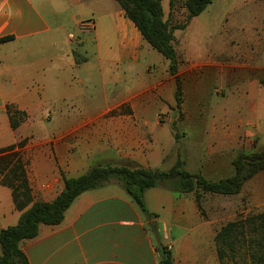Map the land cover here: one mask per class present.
<instances>
[{"label": "crops", "instance_id": "0c3cea01", "mask_svg": "<svg viewBox=\"0 0 264 264\" xmlns=\"http://www.w3.org/2000/svg\"><path fill=\"white\" fill-rule=\"evenodd\" d=\"M252 1L248 10L227 18L211 42L218 55L235 63L261 55L255 69L264 73V0ZM7 37L12 39L0 42V150L17 146L36 201H54L64 189L63 175L76 178L96 164L161 170L175 164L163 142L174 147L175 140H25L30 122L48 115L59 129L92 126L110 136L115 130L156 129L158 113L171 111L176 77L169 73L170 62L144 40L116 0H0V39ZM226 62L215 65L223 70ZM205 63L186 49L184 72ZM239 65L230 69L250 67ZM222 75L229 99L213 108L214 143L194 171L217 180L233 174L240 151L264 150V74L245 81ZM8 106L27 115L16 130ZM188 153H183L187 166ZM246 186L251 187L247 213H263L264 171ZM221 196L203 195L200 208L194 194L161 185L145 193L147 209L156 215L148 219L114 182L81 194L60 225H41L37 237L20 248L30 264H159L153 227L162 231L174 264H222L216 244L223 227ZM20 215L11 189L0 185V230L16 225ZM248 227L254 225L245 226L242 256L252 264ZM228 253L225 263L239 264L237 252Z\"/></svg>", "mask_w": 264, "mask_h": 264}, {"label": "trees", "instance_id": "16d2710c", "mask_svg": "<svg viewBox=\"0 0 264 264\" xmlns=\"http://www.w3.org/2000/svg\"><path fill=\"white\" fill-rule=\"evenodd\" d=\"M116 1L126 12L127 17L135 23L144 40L169 60V73L176 77L175 100L179 107L183 95L179 69L184 60L176 49L174 32L186 29L191 20L200 16L214 0H186V21L177 25H172L168 19H165L163 8L165 0ZM169 2L172 7L177 0H169ZM11 39L7 37L0 39V42ZM8 114L14 130L18 129L27 117L25 112L16 110L13 106H8ZM23 144L24 141L18 146L21 147ZM16 147L13 145L0 150V185L11 189L14 207L21 213L16 225L0 230L2 249L0 264H30L20 244L37 237L41 225H60L68 209L84 192L114 182L118 183L135 201L141 212L148 219H153L156 215L148 211L145 203V193L152 188L166 185L180 195L194 194L201 208L200 201L203 195H238L248 181L264 171V150L240 151L232 161L234 173L218 180H210L201 173L189 171L180 153L169 170L96 164L79 177L68 178L63 175L64 189L54 201L43 202L34 198L26 163L21 153L16 151ZM254 223L253 231L258 234V238L249 241V247L255 248L251 260L252 264H264V212L245 221L227 223L222 227L216 236L222 264H226L225 259L230 258L228 252L236 249L238 243L243 245L246 243L245 226ZM157 249L160 256L159 264H174L173 252L169 246L160 241Z\"/></svg>", "mask_w": 264, "mask_h": 264}, {"label": "rangeland", "instance_id": "374dc122", "mask_svg": "<svg viewBox=\"0 0 264 264\" xmlns=\"http://www.w3.org/2000/svg\"><path fill=\"white\" fill-rule=\"evenodd\" d=\"M185 2L186 0H177L174 6L171 7L169 0L163 1L165 19H168L172 25L185 23L187 16ZM258 3H261V1H258ZM252 4V0H214L200 16L192 20L190 29L176 30L174 32L175 44L183 60L186 49L189 48L196 58H206V63L190 73L183 71L188 65L184 64V62L181 64L179 70V76L183 84L181 105L177 107L174 99L173 106L170 107L171 111L158 113L160 125L156 129L132 130L128 134L125 130H115L114 134L109 136L106 129H96L92 126L79 129H59L56 123L51 122L48 115L45 119L42 118L41 120H32L30 122L27 127L28 135L25 140H175L176 145L174 147L163 141L164 150L170 155L168 158L176 160L180 153L181 157L186 161V167L189 171H193V173L196 170L199 171L202 166L198 161L203 159L205 154L203 151H207L205 148L211 149L214 143L213 108L229 99L226 96L228 93L224 91L225 87L223 85H225V82L223 81L224 83H222V73L224 72L226 80H230L231 76H234V78L237 76L239 81H245L246 77H261L264 74L259 69H255L260 64L261 55L255 53L252 56L240 57L235 63L227 60L228 57H225V53L222 56L218 55L219 53H217L213 42H211V39L218 34V31L225 24L227 18L236 12L248 10ZM204 49L205 51L203 52ZM218 61H227L223 65L225 67L223 70L215 65V62ZM237 63L250 67L242 70L238 69L237 71L230 69L231 65ZM233 73L235 75H232ZM198 75L200 76L199 83ZM197 104H200L199 110L196 107ZM122 109L128 110L129 108L125 106ZM188 140H208V144L203 146L199 144L191 145ZM185 150L189 152L188 166L187 157L183 155ZM169 169L167 168V170ZM250 189L251 187L246 186L237 196L219 197L221 198L223 226L231 220H239L240 217L247 218L261 214L257 210L247 213ZM252 225L255 226V223ZM151 229L155 243L163 242L162 231H156L153 227ZM247 238H249L248 247L250 246V240L258 238V234L253 231V227H248ZM243 248V243H238L236 249L233 250L238 254L239 264H251L246 262L242 256L244 253ZM252 250H255V248L252 247ZM230 264L232 263L230 262Z\"/></svg>", "mask_w": 264, "mask_h": 264}]
</instances>
